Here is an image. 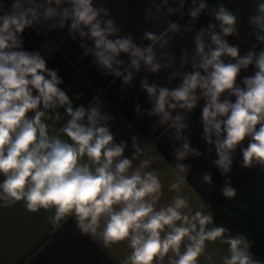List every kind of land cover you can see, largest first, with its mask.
Instances as JSON below:
<instances>
[{
  "label": "clouds",
  "instance_id": "1",
  "mask_svg": "<svg viewBox=\"0 0 264 264\" xmlns=\"http://www.w3.org/2000/svg\"><path fill=\"white\" fill-rule=\"evenodd\" d=\"M47 3L68 5L59 12L55 7L46 8L45 18L59 15L61 27L64 21L71 20V29H80L81 36L87 34L94 40L98 62L112 69L115 75H121L112 68L113 62L122 63L116 59L121 53L131 57L130 67L137 71L141 62L150 66L152 72L160 70V64L154 62L153 45L166 33L157 36L146 32L145 37L153 45L141 48L133 43L131 36L108 39L117 32L115 21L100 19L101 13L109 15V12L106 8L94 7L93 0H47ZM38 7L35 0H24V3L12 0L7 10L0 5V177L3 178L0 207L23 202L25 209L32 213L54 209V214L49 216L53 226L72 216L82 235L98 234L104 247L127 240L131 253L123 264H155L165 257L168 264H199L206 242L217 241L227 245L222 264H264V260L251 252L254 242L242 233L232 234L223 224L217 225L211 211L193 213L188 200L182 196L157 207L163 195L162 184L156 170H147L157 157L140 159L133 167V160L139 159L143 151L134 144V155L124 157L126 145L114 143L110 128L100 124L109 118L95 107L73 109L68 95L58 87L61 81L56 72L47 69L45 60L39 54L17 50L22 47L18 34L37 19ZM206 7L200 3L195 11L189 10L190 16L197 18ZM168 11L174 10L169 7ZM256 11L248 22L257 30V42L264 43V2L256 5ZM212 14L220 28V33L213 32L210 37L215 47L205 52L203 30L195 37L201 60L193 67L205 74L200 71L187 74L178 88L171 91L159 88L158 96L156 85L149 86L147 81H142L143 87L150 97H156L155 113L162 114L165 121L173 120L178 139L185 127L182 117L173 119L166 109L179 106L192 110L199 89L205 99L204 138L212 144L211 137L216 136L215 166L223 175H228L233 164L231 153L248 138L247 147L242 149L241 167L264 169V49L258 53L249 50L240 56L238 45H230L222 38L238 34L237 14L223 4L218 10L214 8ZM85 28L87 33L82 30ZM212 28L214 25L210 24L209 29ZM169 30L177 32L178 25L170 23L166 31ZM224 56L235 62L225 63L221 59ZM253 64L255 74L244 78L243 88L238 87L241 69ZM131 79V73L124 77L125 82ZM226 92L236 97L235 102L221 101V95ZM64 106L70 119L59 131L67 140L59 134L50 136V126L44 122L45 118L51 119L46 116V110ZM189 151L199 155L185 143L183 150H176L177 161L183 160ZM175 168L182 179L187 178V166L177 163ZM203 180L211 184V175L204 174ZM180 187L181 181L177 180L170 184L169 190L179 191ZM221 192L227 199L237 195L229 180ZM206 259L211 264V256Z\"/></svg>",
  "mask_w": 264,
  "mask_h": 264
},
{
  "label": "crops",
  "instance_id": "2",
  "mask_svg": "<svg viewBox=\"0 0 264 264\" xmlns=\"http://www.w3.org/2000/svg\"><path fill=\"white\" fill-rule=\"evenodd\" d=\"M260 2L264 0H167V3L165 0H93L94 7L106 8L109 12V15L101 13L100 19L115 21L117 32L108 37L110 40L131 36L134 44L144 48L153 45L145 37L146 32L157 36L166 33L153 45L154 62L160 64L158 72H152L150 66L143 62L137 71L130 67L131 57L121 53L116 59L122 63L113 62L112 65L121 75H115L112 69L98 62L94 40L87 34L81 36L80 29H71V20L64 21L61 27L59 15L45 18L46 8L55 7L59 12L68 6L49 5L47 0H35L40 6L37 19L22 34H18L22 47L17 50L39 54L45 60L47 69L56 72L61 81L58 87L68 95L73 109L95 107L102 116H107L109 119L101 120L100 124L110 128L114 143L126 145L124 157L131 158L136 147L143 151L139 159L133 160V167L140 159L157 157L147 169L156 170L162 184L163 195L157 207L166 206L175 196H182L188 200L193 213L211 211L217 225L223 224L232 234L247 236L254 242L251 252L256 258L264 260V169L260 166L241 167L242 149L247 147L248 138L231 153V172L223 175L214 164L218 159L216 136L212 135V144L204 138L202 109L205 99L200 90L195 93L198 99L192 110L179 106L166 109L171 118L182 117L181 123L185 127L180 130L178 139L177 129L172 126L173 120L165 121L162 114L155 113L156 97H150L142 84V81H147L149 86L156 85L158 96L159 88L170 91L178 88L187 74L194 71L205 74L202 69L193 67L201 60L196 52L195 37L203 30L205 52L215 47L210 37L213 32L220 33V28L212 12L214 8L218 10L221 4L237 14L238 29V34L222 38L230 45H238L240 56L246 55L249 50L258 53L264 49V43L256 40L257 30L248 22L250 16L257 14L256 5ZM11 3L12 0H0L5 10L11 7ZM200 3H205L207 7L197 18H192L189 10L195 11ZM169 7L174 11L169 12ZM170 23H176L179 30L166 31ZM210 24L214 28L209 29ZM82 30L88 31L86 28ZM254 44L258 46L253 48ZM221 59L225 63L235 62L228 56ZM255 71L254 64L247 69L242 68L237 86L243 88L244 78L253 76ZM129 73L132 79L125 82L124 77ZM45 76L50 79L47 73ZM220 99L235 102L236 97L226 92ZM66 107L46 110V116H51V119H44L50 126V136L59 134L61 139L67 140L59 131L70 119ZM32 115V112L28 113L29 117ZM185 143L199 155L189 151L183 160L177 161L176 150H183ZM177 163L188 167L186 179L178 174ZM206 173L211 175V184L203 180ZM2 179L0 177V181ZM177 180L181 181L179 191H170V184ZM226 180L237 190L236 197L232 199H227L221 192ZM53 214L54 209L29 212L23 202L7 208L0 207V264H123L130 255L127 240L104 247L98 234L95 237L82 235L72 216L53 226L49 221V216ZM206 245L199 264H209L207 256H211V264H222L227 245L218 241L206 242ZM155 264H168L167 257Z\"/></svg>",
  "mask_w": 264,
  "mask_h": 264
}]
</instances>
